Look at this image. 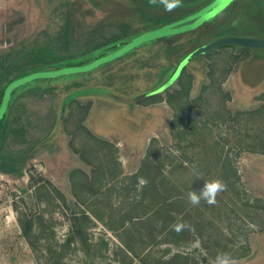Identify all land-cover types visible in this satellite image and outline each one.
Segmentation results:
<instances>
[{"label":"rangeland","instance_id":"374dc122","mask_svg":"<svg viewBox=\"0 0 264 264\" xmlns=\"http://www.w3.org/2000/svg\"><path fill=\"white\" fill-rule=\"evenodd\" d=\"M216 1L168 11L149 0H0L8 79L43 57L84 70L78 87L52 78L43 96L15 93L3 149L30 157L19 175L0 172V264H214L220 253L264 264V49L219 47L166 83L217 34L263 38L264 0H234L194 30L137 43L166 31L145 27L150 16L196 19ZM123 23L144 35L104 45L126 37ZM159 83L168 86L146 97ZM188 86L200 99L183 117L172 103ZM216 178L226 189L215 205L187 201Z\"/></svg>","mask_w":264,"mask_h":264},{"label":"trees","instance_id":"16d2710c","mask_svg":"<svg viewBox=\"0 0 264 264\" xmlns=\"http://www.w3.org/2000/svg\"><path fill=\"white\" fill-rule=\"evenodd\" d=\"M161 18H163V19H161ZM148 20H149V22H151V25H147L145 27L154 28V27H159V26H164V25H169V24L175 23L177 19H173L166 12V13H164L162 15L150 16ZM121 27H122L123 34L126 37L123 39L118 34H116V35L106 39L105 41H103L104 45H108L110 43L111 44L113 43V46H116L119 43H122V42H125V41H130V38L132 36L136 35L138 37V36L142 35L143 32H144V31H141V30H132V29L130 31L128 23L121 24ZM175 35H170V36H165V37H173ZM222 36H225V35L217 34V35H215V37L213 39L219 38V37H222ZM155 40H157V39H155ZM150 41H154V40H150ZM97 47H99V44H98ZM240 48H243V47H240ZM95 49L88 50V52L85 51V52H83L81 54H71V55L78 56V55H85V54H89V53L91 54L92 52L97 51ZM243 49H247V48H243ZM192 50H194V49H192ZM192 50L186 52L183 56L180 57L176 67L171 69L172 71L169 74L170 77L175 72V70H176L178 64L180 63V61L185 56H187ZM210 53H208L206 55H209ZM99 56H100V54H99ZM0 63H1V72H2L1 73V78H0V85H3V87L0 89V104H2L3 101H4V96L6 94V89L8 90L9 86L11 85L10 89L7 91V99H6V102H5L6 103L5 104L6 105L5 109L6 110L4 111L3 116L0 119V172L5 173V174L19 175L20 172H21V169L23 168V166L25 164V161L30 156L25 157L23 159H17L13 155V153H11V152L10 153L9 152L6 153L4 151V149H3V147L5 146V142L7 140L8 133L10 131V128H9V113L10 112L9 111H10L12 105H13V101H14V98H15V93L17 92V90L23 89V88L26 90V93H28V94L32 93L34 91L37 92L38 90L42 89L43 91L41 92L40 95L43 96L48 91V87H50L49 84L51 83L52 78L54 79V81H52L53 83L54 82H59V81L60 82H64V81H71L72 82L76 78V77H72V76H74V75L79 73L77 71H79L80 67L79 66H75L73 68H78V70L73 71V72L70 71L67 67H69L70 65L72 66V63L66 62L64 56H58V57H56L54 59H52L50 57H47V58L46 57L36 58L33 61H31V62H24L21 65L20 70L12 78L8 79V71H9L10 68L11 69L14 68V66H5V61L3 59L0 61ZM54 69L56 71H54ZM186 69H187V66L184 67V69L182 70V72H181V74H180V76L178 77L177 80L181 81L182 77L185 75ZM52 74H53L54 77L52 76ZM18 79H21V81L18 82L17 81ZM70 85H74V86L78 87V86H80V82H72V84H70ZM70 85L66 84V87H70ZM172 85H170L169 87H171ZM188 85H191V84H189V82H188ZM162 86H163V83H159L158 86L155 89L150 90L147 93H145V96L146 97H153L156 94L161 93L162 91L160 92V89L162 88ZM168 88H166V89H168ZM189 89H190V86H188L187 89L185 88V91L180 90L179 92H176L175 94L177 96L175 95L174 99H173L175 103L174 102L172 103L173 106L177 110L182 112L183 117L190 116V115H187V112H190V110L192 109L193 104H196L198 99H200V98H190ZM177 97H180V100H178ZM16 100H17V97H16ZM176 102L178 103V105L176 104ZM189 119L190 120H188V123H190V125L192 123L193 124L196 123L195 121L192 120V118L189 117ZM153 167H154V170H157V172H160V166L155 165ZM232 171L235 172L234 169H232ZM227 186L228 187L229 186H234V182L227 183ZM171 198H172V196H171ZM23 231H24V233L27 234L28 229L24 228ZM179 258L180 257L178 256V259Z\"/></svg>","mask_w":264,"mask_h":264},{"label":"water","instance_id":"95a60500","mask_svg":"<svg viewBox=\"0 0 264 264\" xmlns=\"http://www.w3.org/2000/svg\"><path fill=\"white\" fill-rule=\"evenodd\" d=\"M232 1H234V0H230L229 3L224 4L223 0H217L216 2H213L212 4H210V6L206 7L204 9V11H201L199 13L200 16L197 17L196 19H190V17H189V18H186V19L181 20L179 22L169 24V25L164 27V29H166V31H164L163 35L155 36V35L148 34V35H145L142 38V40L138 41L137 43L142 44V43L150 41V40H155V39H158L161 37L170 36L172 34L175 35V34H177L176 32H178V34H180L182 32L192 30L190 28H193V30H194V28L196 29L195 22L198 19L203 17L202 14L206 15V14H209L210 12L215 13V12H218L220 9L221 10L223 8L225 9L226 7H228L231 4ZM221 2H222V5L220 8H218L219 3H221ZM188 26H189V28L187 30L180 31L184 27H188ZM142 35H144V34H142ZM142 35H140V36H142ZM133 41H135V39L130 40V41H126L125 43H132ZM225 45H236V46L247 48V49H264V37L263 38H254V37H246V36H222L219 38H215V39H213L207 43H204L202 45H199L198 47H196L194 50H192L187 56H185L180 61L175 72L171 76L170 81H167L166 83L172 85L178 79L182 70L184 69V67H186L189 64V62L193 61L194 59H196L199 56L206 55V54L210 53L211 51H213L219 47L225 46ZM110 59H112V58H110ZM88 68H91V67H87V69ZM79 71H84V70H83V68H81V70L79 68ZM166 83L163 84L162 88L160 89V92L164 91V87L168 86Z\"/></svg>","mask_w":264,"mask_h":264},{"label":"clouds","instance_id":"9594fccd","mask_svg":"<svg viewBox=\"0 0 264 264\" xmlns=\"http://www.w3.org/2000/svg\"><path fill=\"white\" fill-rule=\"evenodd\" d=\"M150 5L162 4L168 11H174L176 8L183 6V0H149ZM226 189V184L219 178L204 182L202 189L187 193V201L192 206H198L201 200L209 206L217 203V196ZM214 264H235V260L227 253H220L216 256Z\"/></svg>","mask_w":264,"mask_h":264},{"label":"snow or ice","instance_id":"6c2138e0","mask_svg":"<svg viewBox=\"0 0 264 264\" xmlns=\"http://www.w3.org/2000/svg\"><path fill=\"white\" fill-rule=\"evenodd\" d=\"M229 2H230V0H223L224 4H227ZM2 112H3V106H2V104H0V113H2Z\"/></svg>","mask_w":264,"mask_h":264}]
</instances>
